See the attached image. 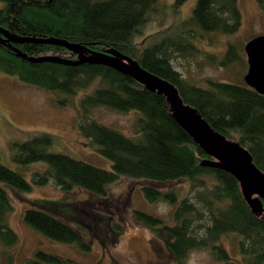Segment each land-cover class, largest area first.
<instances>
[{
  "label": "trees",
  "instance_id": "trees-1",
  "mask_svg": "<svg viewBox=\"0 0 264 264\" xmlns=\"http://www.w3.org/2000/svg\"><path fill=\"white\" fill-rule=\"evenodd\" d=\"M0 1L3 2L0 73L70 96L95 85L81 101L84 120L80 131L90 145L112 161L110 170L51 151L55 138L46 132L15 143L16 162L48 165L45 171L35 173V184L45 185L52 180L64 191L80 188L91 196L73 202L39 199L24 214L29 226L54 242L76 245L87 252L92 249L94 239L104 245L110 237L111 242L119 241L131 211L137 223L161 232L174 264H187L193 250L205 248L211 251L216 264H264V217L253 212L234 175L205 164L213 157L176 120L164 95L106 65L44 60L56 57L77 61L84 56L61 45V41L80 45L84 54L117 51L132 56L149 71L174 83L187 104L195 107L215 130L246 147L264 171V95L246 82L209 80L208 87L193 84L172 62L175 51L182 55L201 52L190 36L210 39L215 34H236L243 23L239 0H198L191 17L181 20L142 51L135 46L136 37L145 32L159 12L160 0ZM183 1L176 0L173 6L179 9ZM256 1L264 11V0ZM245 54V44L229 41L218 63L227 66L239 62L246 67ZM209 58L217 60L216 55ZM95 107L139 113L134 133L130 135L92 119ZM204 176L216 183L207 193L199 195L201 206L188 197L180 198L175 187L163 188L182 180L198 187L206 182ZM123 177L142 181L140 187L148 201L165 200L175 206V223L169 224L162 217L140 209H130L129 197L118 203L112 201L111 185ZM8 187L30 192L33 185L0 158V249L3 250L20 241L8 222L13 209ZM206 212L210 222L204 227L205 235L199 237L195 221ZM230 234L241 236L242 259L235 258L221 243ZM29 263L75 264L69 258L41 249Z\"/></svg>",
  "mask_w": 264,
  "mask_h": 264
},
{
  "label": "rangeland",
  "instance_id": "rangeland-1",
  "mask_svg": "<svg viewBox=\"0 0 264 264\" xmlns=\"http://www.w3.org/2000/svg\"><path fill=\"white\" fill-rule=\"evenodd\" d=\"M176 0H160L157 4L159 12L148 23L145 32L136 37L135 46L142 51L152 43L161 39L170 29L176 27L181 20L188 19L198 0H184L175 8ZM243 14L240 30L232 36L215 34L212 37L201 38L190 36L192 42L201 47V52L193 55L173 53V65L186 79L202 87L209 86V80L232 81L244 83L247 66L234 62L227 66L219 65L227 48V42L244 45L256 35L264 34V11L260 9L256 0H239ZM3 2L0 1V7ZM178 10V12L176 11ZM180 16V17H179ZM178 17V18H177ZM216 55L215 62L209 56ZM95 85L81 91L74 96L59 92H49L21 81L17 76L0 73V158L7 167L22 173L33 185L30 192L17 191L8 187L13 209L8 215L9 225L18 233L20 241L7 250L0 249V264H30L37 250L57 253L71 259L75 264H174L173 258L166 246L165 237L154 228L137 223L129 211V221L126 231L119 241L104 245L99 239H94L90 251H81L76 245L54 242L29 226L24 220V214L32 203L39 199H67L87 200L90 194L80 188L64 191L54 181L39 185L34 183L35 173L48 168L45 162L18 163L14 160L17 153L15 143L23 142L32 134L50 133L55 140L51 151L68 154L92 165L112 169V161L99 153L90 145L80 131V124L84 120L81 101L85 95L92 92ZM64 101L65 104H61ZM91 118L98 122L117 128L132 135L135 123L139 117L137 112L122 113L107 107H95ZM206 182L198 187H192L188 180L173 182L163 186L164 189L175 187L182 197H188L199 206V195L207 193L216 183L210 177L204 176ZM142 181L123 177L111 185V200L115 203L130 198V209H140L162 217L167 223L174 224L173 212L175 206L165 200L148 201L140 187ZM116 208V207H115ZM210 222L208 212L201 219L195 221V233L202 237L206 233L204 228ZM77 226V225H74ZM90 238L89 235H87ZM90 240H92L90 238ZM241 236L226 235L222 238V245L238 259H242L239 242ZM48 264V263H43ZM187 264H216L208 248L193 250Z\"/></svg>",
  "mask_w": 264,
  "mask_h": 264
},
{
  "label": "water",
  "instance_id": "water-1",
  "mask_svg": "<svg viewBox=\"0 0 264 264\" xmlns=\"http://www.w3.org/2000/svg\"><path fill=\"white\" fill-rule=\"evenodd\" d=\"M33 41L39 40L33 39ZM47 41L55 42L54 40ZM60 44L84 56L77 61H66L56 57L44 60L71 65L83 63L106 65L132 77L148 90L164 95L176 120L213 157L205 164L234 175L240 182L244 197L253 212L264 217V171L258 167L246 147L215 130L195 107L187 104L174 83L149 71L138 60L121 52L84 54L83 48L78 44L67 41H61ZM245 52L248 69L244 80L247 85L264 95V34L248 40L245 44Z\"/></svg>",
  "mask_w": 264,
  "mask_h": 264
}]
</instances>
